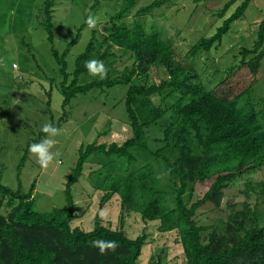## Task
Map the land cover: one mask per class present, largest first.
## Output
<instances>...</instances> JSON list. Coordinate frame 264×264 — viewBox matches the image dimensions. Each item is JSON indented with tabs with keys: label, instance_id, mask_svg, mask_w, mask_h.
<instances>
[{
	"label": "trees",
	"instance_id": "trees-1",
	"mask_svg": "<svg viewBox=\"0 0 264 264\" xmlns=\"http://www.w3.org/2000/svg\"><path fill=\"white\" fill-rule=\"evenodd\" d=\"M54 1L45 0L43 7V27L51 43ZM168 1L154 0L138 8L127 22L135 0H124L101 32L92 29L84 51L75 59L71 78L63 56L52 51L62 76L60 122L67 119L66 109L76 95L122 84L127 86L124 110L130 136L121 143H98L108 133L105 130L93 142L81 145L65 181L66 204L61 208L39 212L31 196L34 185L23 193L0 182V264H138L147 236L130 238L124 230L125 216L132 212L143 220H157L159 232H175L181 256L174 264H264V210L259 201L254 205L245 201L243 210L217 224L197 220L202 208L220 209L225 190L232 185L244 182L247 197L256 187L264 193V107L258 109L249 98L264 56V19L252 47L242 49L239 62L211 85L199 75L193 60L219 44L250 0H242L212 36L189 48L185 59L192 64L142 21ZM234 1L224 5L221 17ZM90 60L105 63L106 76L80 83V76L89 73L85 64ZM152 68L161 72L158 82L151 81ZM162 118L160 134L146 135ZM91 156L96 167L89 175L98 177L94 189L103 193L99 206L113 196L119 200L115 228L98 215L91 230L72 224L79 217L72 186ZM151 160L161 161L163 169L155 170ZM99 239L117 241L119 246L100 254L92 246ZM163 254L160 249L148 264H167Z\"/></svg>",
	"mask_w": 264,
	"mask_h": 264
},
{
	"label": "rangeland",
	"instance_id": "rangeland-1",
	"mask_svg": "<svg viewBox=\"0 0 264 264\" xmlns=\"http://www.w3.org/2000/svg\"><path fill=\"white\" fill-rule=\"evenodd\" d=\"M123 1L98 0L93 7L94 0H55L52 7L54 38L51 43L43 27L45 0H0V182L23 193H28L34 185L31 196L39 212H48L66 204L65 181L77 161L81 145L93 142L97 133L105 130L108 133L100 136L98 143H121L130 136L124 110L127 86L122 84L76 95L66 109L67 119L60 122L64 113L60 93L62 76L52 54L55 50L63 56L71 78L75 59L91 38L93 28L85 23L88 16L96 18L94 29L101 32L105 20L118 11ZM153 1L135 0L126 21L132 20V14L138 8ZM241 1H234L221 17L219 13L230 0H169L147 17H142V21L150 24L149 28L157 29L178 53L183 52L184 62L192 64V60L185 59L189 48L200 39L212 36ZM263 19L264 0H250L242 16L231 23L219 44L208 52H200L193 64L205 83L219 82L226 70L239 62V52L252 47L258 24ZM129 63L125 62L126 65ZM13 64L17 69L12 68ZM104 67L107 72L105 63ZM117 69H121V65L118 64ZM98 78L100 76L87 73L81 75L79 81L85 83ZM160 78L161 72L152 68L151 81L158 82ZM249 98L255 101L258 109L264 107V56ZM164 120L162 118L157 125H151L146 135H159V127ZM46 124L56 127L58 134L54 137L42 135L41 129ZM46 138L54 141L50 151L59 155L44 168L29 152V145ZM93 159L91 156L84 164L81 177L72 186L79 216L72 224L91 230L93 218L98 215L115 228L118 226L120 203L117 196H113L102 207L99 206L103 193L94 189L98 177L94 173L89 175L96 167ZM161 164V161H152L155 170H160L156 169L157 166L163 169ZM244 188V182L230 186L225 190L220 209L205 207L198 210V222L217 224L220 219L227 220L243 210L245 201L250 205L259 201L264 210V193H260L259 187L250 191L249 197ZM197 197L198 194L194 195L193 200ZM228 204L232 207L229 208ZM157 225V220H143L136 212L125 216L122 226L130 238L143 233L147 236L138 264H148L160 249L164 252L163 262L174 264L180 260L181 246L175 241V232H159Z\"/></svg>",
	"mask_w": 264,
	"mask_h": 264
},
{
	"label": "clouds",
	"instance_id": "clouds-1",
	"mask_svg": "<svg viewBox=\"0 0 264 264\" xmlns=\"http://www.w3.org/2000/svg\"><path fill=\"white\" fill-rule=\"evenodd\" d=\"M85 23L89 28H94L96 26L97 20L95 17L89 15L86 19ZM88 72L93 76H100V78H104L106 76V69L104 67L103 62L98 60H90L85 64ZM41 131L47 134L49 137H54L58 134L59 130L52 126L51 124H46L43 126ZM54 141L52 139H44L39 143H32L29 145V152L32 153L37 162L41 167L46 168L48 164L53 161V159L59 155V153L53 154L50 149L53 147ZM92 246L99 250L100 254H104L106 251L111 250L115 251L119 246L117 241L114 240H93Z\"/></svg>",
	"mask_w": 264,
	"mask_h": 264
}]
</instances>
